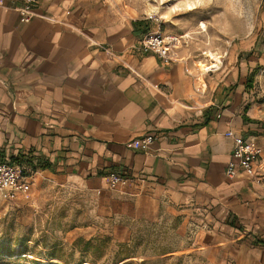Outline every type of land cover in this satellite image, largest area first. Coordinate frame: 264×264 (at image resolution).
Returning <instances> with one entry per match:
<instances>
[{
  "label": "crops",
  "instance_id": "1",
  "mask_svg": "<svg viewBox=\"0 0 264 264\" xmlns=\"http://www.w3.org/2000/svg\"><path fill=\"white\" fill-rule=\"evenodd\" d=\"M23 3L0 0V159L77 189L129 235L210 225L218 246L264 263V183L226 175L234 137L264 148V110L239 88L247 74L142 52L154 33L98 0H39L27 24ZM111 173L128 184L110 189Z\"/></svg>",
  "mask_w": 264,
  "mask_h": 264
},
{
  "label": "rangeland",
  "instance_id": "2",
  "mask_svg": "<svg viewBox=\"0 0 264 264\" xmlns=\"http://www.w3.org/2000/svg\"><path fill=\"white\" fill-rule=\"evenodd\" d=\"M98 4L125 20L135 19L146 31L183 38L175 58L190 57L197 67L207 64L211 53L222 61L215 73L247 74L239 88L245 99L264 110V0ZM91 10L98 16L93 6ZM200 84L204 85L202 79ZM239 84L238 80L235 87ZM22 173L32 179L30 193L12 201L0 196V264H259L239 251V244L218 246L214 236L221 232L215 233L210 225L194 224L186 233L173 224L143 226L129 235L114 218L97 217V202L65 182Z\"/></svg>",
  "mask_w": 264,
  "mask_h": 264
},
{
  "label": "built area",
  "instance_id": "3",
  "mask_svg": "<svg viewBox=\"0 0 264 264\" xmlns=\"http://www.w3.org/2000/svg\"><path fill=\"white\" fill-rule=\"evenodd\" d=\"M39 0H24L23 5L17 9L19 22L29 23L36 17L34 9ZM181 38L163 37L160 33L146 35L140 44L142 52H153L162 59H172L181 44ZM162 134L146 135L140 139V147L147 148L152 142L162 138ZM234 146L231 152L232 160L226 167V175L234 178L244 174L249 180L264 183V148L259 146L254 138L234 137ZM129 178L124 175L111 173L108 176L110 189L126 186ZM32 179L22 173L18 164L0 159V196L15 200L19 194L30 193Z\"/></svg>",
  "mask_w": 264,
  "mask_h": 264
},
{
  "label": "bare ground",
  "instance_id": "4",
  "mask_svg": "<svg viewBox=\"0 0 264 264\" xmlns=\"http://www.w3.org/2000/svg\"><path fill=\"white\" fill-rule=\"evenodd\" d=\"M206 58H207L208 64H204V63L198 64V69L202 73L215 72V71L220 69V67L222 65V61H221L220 57L209 53L206 55Z\"/></svg>",
  "mask_w": 264,
  "mask_h": 264
}]
</instances>
